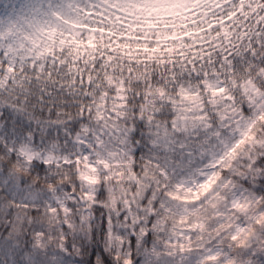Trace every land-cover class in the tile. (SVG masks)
I'll return each instance as SVG.
<instances>
[{
  "label": "snow or ice",
  "instance_id": "6c2138e0",
  "mask_svg": "<svg viewBox=\"0 0 264 264\" xmlns=\"http://www.w3.org/2000/svg\"><path fill=\"white\" fill-rule=\"evenodd\" d=\"M0 264H264V0H0Z\"/></svg>",
  "mask_w": 264,
  "mask_h": 264
}]
</instances>
